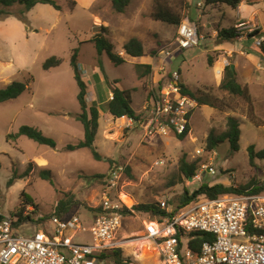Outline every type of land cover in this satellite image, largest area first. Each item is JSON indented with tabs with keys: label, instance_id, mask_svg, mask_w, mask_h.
Returning <instances> with one entry per match:
<instances>
[{
	"label": "rangeland",
	"instance_id": "1",
	"mask_svg": "<svg viewBox=\"0 0 264 264\" xmlns=\"http://www.w3.org/2000/svg\"><path fill=\"white\" fill-rule=\"evenodd\" d=\"M200 1L202 5L198 4ZM200 1L165 0L172 10L181 9L186 16L183 20L189 17L200 34L196 47H174L169 55L163 49L174 41L176 25L152 18L158 0H132L122 13L113 10L111 0H56L60 9L50 4H37L30 9L19 4L5 8L10 15L0 19V88L23 81L27 89L16 98L0 102V208L17 219L20 207L24 215L34 212L32 220L14 225L15 235L30 236L40 230L41 214L60 216L56 207L68 196L73 197L75 204L66 215L77 214L87 228L78 232L73 241L93 244L89 228L95 222V209L104 203L103 180L115 163H126L128 172L122 176L118 189H112L108 196L115 202L122 193L126 205L166 201L176 206L185 189L192 192L203 183L236 187L250 182L264 184V159L255 158L250 163L248 151L250 145L255 146V151L264 148V72H260L261 85L240 83L249 89L250 100L221 88L225 74L217 69L224 71L225 65L234 62L235 54L226 56L217 47L216 31L222 26H235L236 11L226 4L207 5L205 0ZM252 23L236 25L242 36V40H236L245 43L253 38L251 33L260 28ZM102 26L108 28L105 36L114 51L125 59L124 63L117 65L107 52L98 54L93 39L104 32ZM132 37L142 41L143 56L132 57L124 51V43ZM75 48H79L77 60L82 78L94 91L90 105L102 107L94 139L103 157L101 161L94 158L88 147L66 148L85 139L84 125L76 118L82 108L71 65ZM51 56L61 62L44 69V62ZM141 64H150L152 71L143 74L145 67ZM176 69L191 90L211 91L226 104L223 108L197 104L191 113L190 132L183 140L174 133L144 139L142 128L134 125L131 127L135 129L129 131L119 119L108 116L101 102L109 96L111 81L116 80L121 88L130 91L132 107L142 116L145 97L152 87ZM229 116L240 121L239 149L233 151L226 140L215 148L212 157L203 155L195 159L197 148L209 150V134L218 137L227 130ZM22 125L35 126L53 138L57 146L40 144L26 135L8 138ZM182 158L196 162L197 173L203 163H211L216 174L204 170L199 181L180 179ZM47 169L50 176L44 179L42 171ZM150 220L154 218L146 212L124 214L115 238L121 242L117 249L121 250L123 264H167L161 247L153 238L146 237L145 226ZM47 227L53 225L48 221ZM112 250L104 252L110 253L103 259L105 264H117Z\"/></svg>",
	"mask_w": 264,
	"mask_h": 264
},
{
	"label": "built area",
	"instance_id": "2",
	"mask_svg": "<svg viewBox=\"0 0 264 264\" xmlns=\"http://www.w3.org/2000/svg\"><path fill=\"white\" fill-rule=\"evenodd\" d=\"M176 32L174 41L163 49L168 55L174 47L182 50L200 43L197 26L188 20L181 22ZM254 40L255 45L261 46L264 36H256ZM169 75L164 91L152 96L145 107L144 139L168 132L183 134L190 126L197 102L183 93L178 70L170 71ZM213 154L215 149H197L195 159ZM125 170V165H113L109 172L104 203L96 210L95 222L89 228L93 244L73 241L78 232L87 230L77 214L70 217L41 214L40 230L30 236H17L13 228L18 219L0 208V264H105L102 254L121 246L115 238L124 220L122 208L133 209L131 205L113 202L108 196L118 187ZM204 170L216 174L211 163H203L193 179L201 180L200 173ZM160 206L169 214L161 220L146 222L145 234L161 247L167 264H264V192L231 193L216 198L199 196L180 208L161 201ZM48 221L52 228L47 227ZM199 231L211 233L214 238L195 251L188 242L191 233Z\"/></svg>",
	"mask_w": 264,
	"mask_h": 264
},
{
	"label": "trees",
	"instance_id": "3",
	"mask_svg": "<svg viewBox=\"0 0 264 264\" xmlns=\"http://www.w3.org/2000/svg\"><path fill=\"white\" fill-rule=\"evenodd\" d=\"M159 3L154 7L155 10L151 12V16L153 19L161 20L170 24H174L176 26L180 25L182 20L186 17L184 13H181V9L178 11L172 10L169 4L165 2V0H158ZM112 8L114 11L122 13L126 10L127 6L132 2V0H111ZM207 5H217V4H226L233 9L238 8V6L242 3V0H205ZM0 4L3 6L0 9V19L10 15V12L5 10V8H10L15 4H19L24 6L26 9H30L31 7L37 4H50L54 6L56 9H60V5L56 2V0H0ZM189 6V5H188ZM104 32L98 33L94 36V42L97 49L98 54H102L103 52H107L110 59L113 60L114 63L117 65L122 64L125 62V59L121 57L117 52L114 51L112 43L107 39L105 34L108 33V28L106 26H102L101 28ZM217 37L221 41H235L241 34L240 31L237 29L236 26L230 27H222L218 28ZM260 33L259 30H255L252 34ZM125 52L133 57H140L143 56L144 45L142 41L136 37L130 38L126 41L123 45ZM261 51L263 52L264 56V44L260 46ZM79 48H75L74 52L71 56V65L74 69V77L77 81L79 86V93H78V101L81 105L82 111L76 115V118L82 122L85 129V139L80 141L76 144H68L66 148L68 150H74L78 148L88 147L91 149L92 154L96 160H102V155L97 151L94 145L95 134L97 132L99 123V109L96 105L88 106L86 101V94H87V84L82 79L80 71H79V63L77 60ZM209 63L213 62L211 56H209ZM61 60L55 56L49 57L44 64V69H49L54 65H58ZM145 67L143 74H148L152 71V67L150 64H141ZM225 78L221 84V88L228 91L230 94L240 95L246 100H250V93L247 87H242L241 84L237 81L236 74L232 70L230 64L226 65L225 68ZM167 81V77H165L162 81L160 86H162ZM116 81H113V83ZM110 86L113 92V98L109 100L106 104L107 110L109 113L114 116L115 118H120L123 116H127L129 118H136L139 119V116L136 114L135 110L132 107V99L129 90H123L118 86L112 87V83L110 82ZM181 88L183 93L191 95L199 105L207 104L214 107L223 108V105H226L224 101L212 93L207 92L205 90H197L192 91L184 84H181ZM25 89H27V83L23 81H13L12 83L8 84L6 87L0 88V102L6 101L9 99H13L18 97ZM253 112L252 109H250ZM189 129V125H188ZM187 129V130H188ZM240 121L234 117H228V128L225 132L221 135L216 137L213 133L209 134L207 138V149H214L216 148L221 142L228 140L230 142L231 149L233 151H237L239 149V139H240ZM18 135H26L29 138L35 140L40 144H45L50 147L55 148L57 146V142L43 134L41 130L36 128L32 125H22L16 134H9L8 138H16ZM187 135V131L183 134L177 135L178 139L183 140ZM250 163L254 162L255 158L264 159V148L255 151V146L250 145L248 147ZM198 171V166L196 162H190L185 158H182L179 163V175L180 179L183 178H191L196 176ZM50 170H43L42 177L44 179H49ZM101 177L104 175H100ZM13 182L12 178L9 181V185ZM264 191V184H258L254 182H250L246 185H242L236 187L235 185H226L223 183H216V184H201L197 189L190 192L188 189L184 190V193L180 197V201L176 205L175 208H180L192 202L193 200L197 199L199 196H207L210 198H216L223 194H231V193H261ZM75 204V200L73 197L66 196L62 200L59 201L56 207V214L60 216H65L71 209V207ZM170 204V203H169ZM100 209L98 207L96 210ZM122 211L125 214H134L136 211L146 212L150 216L154 218V220H161L165 215H168L165 209H162L159 203H140L133 206V209H129L126 206L122 208ZM34 213V212H33ZM33 213H29L24 215L22 208L20 207L19 212L16 211L18 216V224L23 223L26 220L33 219ZM214 237L211 233L207 232H193L190 235L189 239V246L194 249L195 251H199L201 249L202 244L205 241H210ZM110 255V253L108 254ZM106 253L102 254L103 257L108 256ZM112 256L116 257L117 264H123L121 259V250L120 249H113Z\"/></svg>",
	"mask_w": 264,
	"mask_h": 264
},
{
	"label": "crops",
	"instance_id": "4",
	"mask_svg": "<svg viewBox=\"0 0 264 264\" xmlns=\"http://www.w3.org/2000/svg\"><path fill=\"white\" fill-rule=\"evenodd\" d=\"M199 3H201V5L203 4L202 1H200ZM234 10L236 11V14L234 12V15H235L236 21H237V23L235 24V26L237 24H241V23H244L245 25H247V23H249L250 21H252L253 22L252 23L253 25L258 26V28H260V29H255V30H259L260 33H258V34H252L251 37H253V38H249L248 39V42H245V43H243L242 41H238L239 39L242 40V36L241 35H240L241 37L239 36L240 38L238 37L239 39L238 40H235V41H221L216 36V38H217V40L219 42L218 45H217V47H220V50H223V52L226 54V56L232 57L235 54L234 62L232 63L234 65V69H232V70L236 74L237 81L238 82L240 81L239 78L240 79H244V82L243 81H240L239 83L246 84L245 86L249 85L248 82H250L251 85H252V83L253 84L256 83V84L261 85V84H263V79H262L263 76H262V74H260V72L261 73L264 72V56H263V52L261 51L260 46L255 45L254 42H253V44H250L249 42L251 40L253 41L254 40V37H256V36H264L262 34L263 31H264V0H242V3L238 6V8H236ZM187 19L189 21V17H187ZM183 21H187V20H183ZM230 26H232V25L222 26V27H230ZM222 27H220V28H222ZM177 28H178V26H176V31H177ZM237 29L240 30L238 27H237ZM217 31H218V29H217ZM216 34H218V32ZM263 44H264V42L262 43V45ZM254 45H255V48H253ZM249 46H250V48H249ZM243 60H245L247 62H244ZM232 64H230V66ZM225 68H226V65L224 66V71H220L218 69H217V71L220 72V73L221 72L222 73L224 72V74H225V70H226ZM176 70H178L180 72L179 69H176ZM80 74H82V73H80ZM81 77H82V75H81ZM169 77H170V75L168 73L167 74V81L162 86H160L161 81H162V79H161L160 81H158L154 85V87H152V90L147 94V96L145 97L143 106H142L143 107L142 110L144 112V114L142 116L140 115V113H138V111H136L133 108L135 110L136 114L139 116V119L129 118L127 116H123V117H120V118H115L110 113H109L108 116H110L111 118H114V120L119 119L122 122V125H126L125 126L126 127L125 129H128L129 131L135 129L134 127H131V126H134V125L136 127L142 128V130H143V136H141V137L144 138V132H145V130H144V127L142 125V121H143V118H144V115H145V107L148 106V104L150 103L152 96L159 94L161 90L164 91L165 86L167 85V83L169 81ZM248 77H250V79ZM82 79L86 82L87 87H88L87 81L84 78H82ZM111 83H112V87L118 86L119 88H121L119 83H115V82L113 83V81H111ZM180 83L181 84H184L186 87H188L182 80H180ZM157 84H158V87H157ZM155 87H157V88H155ZM121 89H123V88H121ZM109 90H110L109 91V94H108L109 96L105 100H103L101 102L104 105V107H106L107 102L109 100H111L112 97H113L112 88H109ZM203 90L207 91L206 89H203ZM91 92H94V91L91 90V89H89V88H87L86 101H87L88 106H92V104L90 105V101H92V99L90 97L93 95V93H91ZM210 93H211V91H210ZM96 95H97V93H96ZM194 100L196 101V99H194ZM197 104H198V102H197ZM97 107L99 109V113L101 114L102 107H100V105H98ZM106 109H107V107H106ZM123 122H127V123L124 124ZM98 128H99V126H98ZM189 132H188V134H189ZM169 133H174V132H168L167 134H169ZM167 134H158L157 136H153V137L165 136ZM174 134L177 136L176 133H174ZM197 158H199V157H197ZM38 163L41 166H44L43 161L39 160ZM114 165H125L126 166L125 172L126 173L128 172V165L126 163H124V164L123 163H115ZM112 167L110 168V170L112 169ZM110 170H109V172H110ZM109 172L107 173L106 178H104V180H103V186L107 183V179L109 177ZM192 179H193V177H192ZM192 179H190V180H192ZM118 187H119V184H118ZM118 187L116 189H118ZM121 194L122 193H120L119 196L117 194L118 197H116V202H122L123 203V201H122L123 199L121 197ZM126 194L128 196L130 195L128 193H126ZM134 204L135 203H131V206H134ZM45 216H47V215H45Z\"/></svg>",
	"mask_w": 264,
	"mask_h": 264
},
{
	"label": "water",
	"instance_id": "5",
	"mask_svg": "<svg viewBox=\"0 0 264 264\" xmlns=\"http://www.w3.org/2000/svg\"><path fill=\"white\" fill-rule=\"evenodd\" d=\"M231 68L234 69V65L233 64L231 65ZM190 179H192V177Z\"/></svg>",
	"mask_w": 264,
	"mask_h": 264
},
{
	"label": "clouds",
	"instance_id": "6",
	"mask_svg": "<svg viewBox=\"0 0 264 264\" xmlns=\"http://www.w3.org/2000/svg\"><path fill=\"white\" fill-rule=\"evenodd\" d=\"M190 131V126H189V129L187 130V134H188V132ZM215 149V148H214Z\"/></svg>",
	"mask_w": 264,
	"mask_h": 264
}]
</instances>
